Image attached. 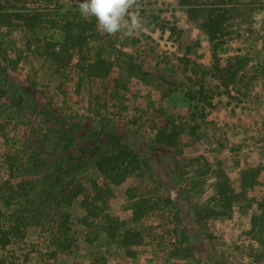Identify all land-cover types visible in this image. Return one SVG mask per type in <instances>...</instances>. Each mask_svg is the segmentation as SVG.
Segmentation results:
<instances>
[{"label": "rangeland", "instance_id": "374dc122", "mask_svg": "<svg viewBox=\"0 0 264 264\" xmlns=\"http://www.w3.org/2000/svg\"><path fill=\"white\" fill-rule=\"evenodd\" d=\"M25 6L40 15L31 30L0 8V184L14 183L11 207L30 223L0 246L4 264H264V222L251 227L264 205V0H138L132 37L98 31L77 0ZM97 59L109 64L90 77ZM111 137L139 155L118 183L94 163ZM250 162L258 180L241 196L236 165ZM224 170L229 200L215 194Z\"/></svg>", "mask_w": 264, "mask_h": 264}, {"label": "trees", "instance_id": "16d2710c", "mask_svg": "<svg viewBox=\"0 0 264 264\" xmlns=\"http://www.w3.org/2000/svg\"><path fill=\"white\" fill-rule=\"evenodd\" d=\"M31 2L33 0H1L0 2V8H4L5 10H11V15L8 21V24H11V19L17 20L21 22V26L25 27L27 30H31L34 27H36L39 23L40 15L37 11L33 10L30 11L25 4L28 2ZM198 9V8H197ZM200 10V9H198ZM211 10V9H209ZM199 25L206 31L208 34L209 40L211 42H214L216 31L218 30V27H220V21L216 20L211 17V14L207 13L206 16L203 18L201 17L199 20ZM61 27H82L80 24L73 25L71 21L66 22L64 25H60ZM83 37L80 36V32L77 30H73L71 28H66L64 30V41L67 43H70V45L73 48H78V45L80 44V40ZM79 42V43H78ZM77 45V47H75ZM1 50V49H0ZM50 54H53L54 57L58 56L60 54V48L58 50L51 49ZM11 55L10 52L7 50L0 51V58L3 60H6ZM107 65L105 60L103 59H97L93 63H88L87 68L89 71V76L96 77L98 75H101V73L97 72V68L101 65ZM108 66V65H107ZM104 73L108 72V68L104 70ZM102 73V74H104ZM5 77L9 80L8 74L5 75ZM7 82V80H6ZM9 82V81H8ZM7 82V84H9ZM227 87V86H226ZM229 92V91H228ZM164 132H159L158 135L163 134ZM113 137H111L109 140H107L111 144L110 149L99 157L95 159L94 163L96 166L97 171L102 174L105 178L111 180L114 183H118L120 180L116 179V176L120 174L122 171H134L138 168V159L139 155L135 152H133L127 145H124L120 142H117L116 139L112 141ZM99 148H96V151H98ZM10 154V153H9ZM88 155V154H87ZM86 155V156H87ZM97 156V155H96ZM8 157V155H7ZM77 158L85 161V154H77ZM237 170L240 176V191L241 196L245 195L248 190L250 189V186H253L257 183L258 180V169L257 166L254 165L252 162L245 163L244 166L237 164ZM216 186V196L218 198H228L229 200V194L233 193V190L228 182L227 173L224 170L221 173V176L219 177V180L215 183ZM8 190V194L3 196V206L4 209H0V246L2 248H5V246L14 239H20L22 237H25L26 235V227L30 225L28 221H25L22 217L18 215V211L16 209H12L11 207V200H12V192L14 191V183L4 180L0 184V191L3 189ZM249 188V189H248ZM248 189V190H247ZM78 189L75 191H72L71 195H75L77 193ZM232 192V193H231ZM2 194V193H1ZM240 196V194H238ZM237 195V196H238ZM237 198L236 195H232V197ZM229 202V201H228ZM83 206L87 209V213L90 214V209L85 204V201H83ZM261 208V213L258 215H253L252 217V223L251 227H255L256 224H262L264 222V205ZM263 208V209H262ZM63 217V224L66 223V220L68 218L67 213H62ZM133 218H138V213L136 211H133ZM130 231H126L125 235L123 237V244L127 245L129 244L130 240ZM0 264H4L3 258L0 256Z\"/></svg>", "mask_w": 264, "mask_h": 264}, {"label": "clouds", "instance_id": "9594fccd", "mask_svg": "<svg viewBox=\"0 0 264 264\" xmlns=\"http://www.w3.org/2000/svg\"><path fill=\"white\" fill-rule=\"evenodd\" d=\"M81 15L95 18L97 30L106 35L124 33L132 37L144 28L138 0H77Z\"/></svg>", "mask_w": 264, "mask_h": 264}]
</instances>
